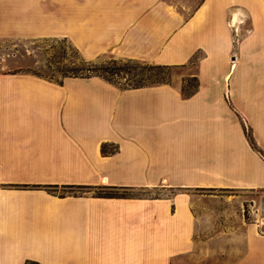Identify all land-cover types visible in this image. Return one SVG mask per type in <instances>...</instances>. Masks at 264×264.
Instances as JSON below:
<instances>
[{
    "label": "crops",
    "instance_id": "crops-1",
    "mask_svg": "<svg viewBox=\"0 0 264 264\" xmlns=\"http://www.w3.org/2000/svg\"><path fill=\"white\" fill-rule=\"evenodd\" d=\"M41 37L87 58L201 53L198 88L0 71V264H264L244 196L199 192L264 193V0H0V39ZM82 184L155 194L59 190Z\"/></svg>",
    "mask_w": 264,
    "mask_h": 264
},
{
    "label": "rangeland",
    "instance_id": "rangeland-1",
    "mask_svg": "<svg viewBox=\"0 0 264 264\" xmlns=\"http://www.w3.org/2000/svg\"><path fill=\"white\" fill-rule=\"evenodd\" d=\"M201 56L197 53L192 62L185 65L171 66L166 76V81L177 87H181L184 79L195 74L196 61ZM80 57L92 62H102L111 57L124 58L111 52H103L93 58H87L80 53L68 40L61 37H41L27 39H0V71H19L38 76L43 79L61 80L67 69H73L78 64ZM155 64L145 60H137V66ZM126 77L117 79L118 83L124 84ZM65 192L100 194L110 190L125 192L131 197L154 196L152 188L118 187L99 184L96 186L83 185L59 189ZM199 192H216L226 195H242L244 201L245 217L256 224V207L250 192L236 190H208ZM231 199V197L229 198ZM249 213V214H248ZM252 217V219H251Z\"/></svg>",
    "mask_w": 264,
    "mask_h": 264
},
{
    "label": "trees",
    "instance_id": "trees-1",
    "mask_svg": "<svg viewBox=\"0 0 264 264\" xmlns=\"http://www.w3.org/2000/svg\"><path fill=\"white\" fill-rule=\"evenodd\" d=\"M196 55V54H195ZM195 55L192 56L189 62H192ZM137 60L134 58H115L111 57L102 62H92L90 60H86L84 57H80L78 64L73 69H67L64 72L61 80L66 76H77V77H89V76H100L103 79L117 84L121 88H137L143 87L151 84L158 83H168L166 81V76L168 75V70L171 66L176 65H165V64H144L141 66H137ZM198 61V59H197ZM196 61V63H197ZM185 64H181L183 66ZM16 72V71H14ZM120 77H126L125 83H118L117 79ZM52 80V79H49ZM61 80H52L60 83ZM198 88V78L196 75H192L191 77L184 79L180 91L184 97H188L193 94ZM246 136L251 144V146L257 149V145L252 136V133L249 129L245 128ZM117 149L116 146L103 143L101 145V152L103 154L112 153ZM73 186H82V185H67L66 187ZM112 189H117L118 186H111ZM123 190L122 192H117L116 190H110L108 192L100 193L98 196L102 197H131L128 193Z\"/></svg>",
    "mask_w": 264,
    "mask_h": 264
},
{
    "label": "built area",
    "instance_id": "built-area-1",
    "mask_svg": "<svg viewBox=\"0 0 264 264\" xmlns=\"http://www.w3.org/2000/svg\"><path fill=\"white\" fill-rule=\"evenodd\" d=\"M256 213V225L261 230V232H264V193L260 195L258 205L256 206Z\"/></svg>",
    "mask_w": 264,
    "mask_h": 264
}]
</instances>
